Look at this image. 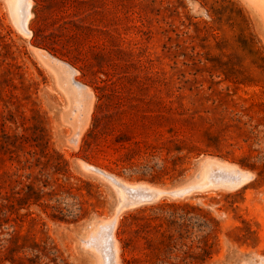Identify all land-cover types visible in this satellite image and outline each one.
<instances>
[{
	"label": "rangeland",
	"instance_id": "obj_1",
	"mask_svg": "<svg viewBox=\"0 0 264 264\" xmlns=\"http://www.w3.org/2000/svg\"><path fill=\"white\" fill-rule=\"evenodd\" d=\"M0 264H264V0H0Z\"/></svg>",
	"mask_w": 264,
	"mask_h": 264
},
{
	"label": "trees",
	"instance_id": "obj_2",
	"mask_svg": "<svg viewBox=\"0 0 264 264\" xmlns=\"http://www.w3.org/2000/svg\"><path fill=\"white\" fill-rule=\"evenodd\" d=\"M171 215H174V213L173 214H171ZM131 216H133V215H131ZM181 218L182 219H185L186 217L185 216H181ZM190 220H192V218H190ZM192 222V221H191ZM184 225V223H182V225L180 226V227H182ZM179 231V230H178ZM164 235H166L165 237H167V238H169V239H173V237L175 236V234L174 233H163Z\"/></svg>",
	"mask_w": 264,
	"mask_h": 264
}]
</instances>
